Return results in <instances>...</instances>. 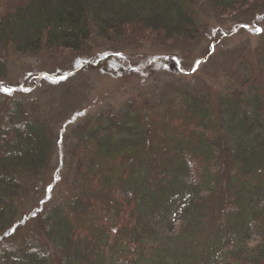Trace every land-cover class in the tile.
I'll list each match as a JSON object with an SVG mask.
<instances>
[{
    "label": "trees",
    "instance_id": "16d2710c",
    "mask_svg": "<svg viewBox=\"0 0 264 264\" xmlns=\"http://www.w3.org/2000/svg\"><path fill=\"white\" fill-rule=\"evenodd\" d=\"M205 1L222 13L247 0ZM191 2L27 0L0 14V264H264L263 47L239 59L236 89L195 80L74 125L67 194L38 200L56 134L40 98L10 97L7 56L190 41Z\"/></svg>",
    "mask_w": 264,
    "mask_h": 264
},
{
    "label": "rangeland",
    "instance_id": "374dc122",
    "mask_svg": "<svg viewBox=\"0 0 264 264\" xmlns=\"http://www.w3.org/2000/svg\"><path fill=\"white\" fill-rule=\"evenodd\" d=\"M25 1L0 0V14ZM191 3L198 30L190 41L157 40L152 35L142 41L101 42L92 37L80 52L7 56V84L14 90L10 97L40 98L41 118L56 134L48 186L39 201L53 198L56 188L62 190L59 197L67 194L65 181L72 177L68 132L89 115L117 111L129 100H150L163 93L170 98V86L195 80L217 93L236 89L230 74L239 59H253L264 48V0H247L222 13L205 0Z\"/></svg>",
    "mask_w": 264,
    "mask_h": 264
},
{
    "label": "snow or ice",
    "instance_id": "6c2138e0",
    "mask_svg": "<svg viewBox=\"0 0 264 264\" xmlns=\"http://www.w3.org/2000/svg\"><path fill=\"white\" fill-rule=\"evenodd\" d=\"M261 30H262V29H257V31H261ZM3 90L6 91V92L9 91V89H6V88L3 89Z\"/></svg>",
    "mask_w": 264,
    "mask_h": 264
}]
</instances>
